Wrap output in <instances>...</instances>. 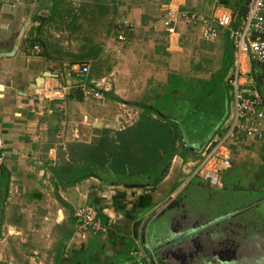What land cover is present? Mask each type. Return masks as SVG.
I'll return each mask as SVG.
<instances>
[{
    "label": "crops",
    "instance_id": "obj_1",
    "mask_svg": "<svg viewBox=\"0 0 264 264\" xmlns=\"http://www.w3.org/2000/svg\"><path fill=\"white\" fill-rule=\"evenodd\" d=\"M26 1L27 5H29V1L31 0ZM247 1L248 0H193V8L190 9H197L207 16H212L219 8H228L234 10L238 18ZM189 2V0H169L167 3L164 2L163 5L173 4L183 9L186 5H190ZM6 3L5 0H0V8L2 5L6 6ZM161 3L162 0L154 2L153 10L155 12L156 7L164 10ZM35 4L37 5L35 11L39 10L38 13L44 11L42 7L48 6L52 10L54 6L52 0H36ZM141 5L143 6V4L138 2V4L132 8L131 13L137 20L133 29L142 31V29L148 30L149 28H155L156 33L154 39L161 40L159 42L156 40L155 43L153 42L151 44V46H153V44L155 46V53L159 52V49L162 51L164 45L168 52L176 50L173 49L175 45L174 42L172 43V47H169V37L163 27L160 26V19H157L155 22L152 21L151 24L143 25L144 17H146L148 23H150V17L145 16V14H149L150 16L153 13H151V10L148 12L146 10L147 7L144 6L145 8H142ZM45 10L49 11L48 9ZM125 15V12L121 14L123 17H126ZM156 15L157 14L154 16L156 17ZM127 17L129 18L128 15ZM181 34L187 37L192 35V33H189L185 28L182 29ZM181 34L178 43L181 42ZM11 44L0 43V50H12L15 45L11 47ZM217 44L223 54L224 42L222 37L218 40ZM178 47L181 50L183 49L181 45ZM38 58L43 60L44 63H42L44 66L53 63L52 60H49L45 56L33 57L31 55H26L25 52H17L14 56L7 55L0 59V76H2L0 81V149L2 148V152L5 154V165L11 170L10 186H15L12 187V189H15L16 192L20 191L24 194L28 192L36 196L42 195L44 192L50 190L49 183L51 181L48 180L50 179V174L47 170V162L55 161L58 147V142H53L54 147L51 148L49 154H47L48 156L45 154L44 147L49 143V138L51 137L50 133L55 137H62L63 141L73 140L92 143L103 135L104 130H120L121 123L127 122L129 118L134 117L136 107L142 104L144 105V103L151 104L150 101H144L145 96L137 94V90H131L127 86L128 79H125V86L128 88L124 89L123 95L119 93V95L115 94L112 91L106 92L108 94L105 93V99L102 101L94 99V96L86 95L79 87L80 80L77 79L76 76L66 75L69 66L68 62H63L62 67L58 69L62 71V73H65V75L60 78V81L69 86L70 94L68 99L66 101L58 99L38 101L34 97L42 87L37 88L34 84L38 77L42 75L45 76V73L48 71L44 70L45 67L42 68V65H38L37 68L39 71L42 70L41 72L34 70L33 74L30 73L26 75L27 71L24 68L25 66H23L25 61L29 63L33 60V62H35L39 60ZM171 62L173 63V61ZM158 65V63L157 65L153 63L154 67H158ZM255 71L257 72L260 89L264 93V63L256 65ZM147 72L149 71L147 70ZM147 72L146 74L144 73V76H135V79L137 83L152 82V85L148 84V87H146L151 89L155 86L160 75L155 70L149 73ZM20 74L22 78L25 79L24 81L28 83L27 85H23L17 81L15 76ZM50 77H45V83ZM133 82H135V80H133ZM15 84L19 86L16 87ZM109 93L118 95V99L111 98V96H108ZM129 100L132 101L131 104ZM112 107L119 108L120 113L117 120L111 119L114 117ZM63 110H65V112H63ZM97 114H101V117H97ZM133 124L134 123H128V126ZM239 140V143L232 146V158L238 161L237 171L239 169L243 170L241 174H245L241 176L244 178H247L251 174V179L253 180L251 182V191H264V136L259 139L253 137L249 138L246 137L245 134H242ZM200 145L201 144L193 146V144L190 143L188 146L194 151V147ZM197 158L192 156L188 161H184L180 155L174 156L168 174L157 185L144 186L140 184L138 187H132L133 185L130 187L126 185L113 186L103 183L96 177H90L74 187L60 190V193L73 207L85 203L95 207L99 212L104 214L108 221V228L106 232L102 233L99 241L103 244L105 256H110L109 254H112L111 257L114 256V259L110 262L111 264L120 263L122 258L117 255L122 250H130V253L135 251L134 247H130L131 244L129 245L126 243L128 238L133 239V242L140 248L141 245L138 243V239L142 236L141 228L145 224L146 226L148 224L152 225L164 209L176 204L182 206L181 211L173 215L170 219V232L166 241L162 242L163 248L161 251L165 253L164 255L162 254L165 261L167 260L171 264H180L175 259L176 256L178 260L182 261V264H189L184 256L191 257L193 247L198 244L201 246V243L206 244L208 241L207 236L210 234L212 238H215L213 240L216 242H213L220 244L217 246L215 244L208 246L209 248L204 250L205 252L208 251L211 253V258H216L217 251L223 247L221 242L225 241L228 242L230 249L235 250L237 257L246 256L248 259L251 257V264H264V197L251 204V218H249L251 219V244L247 246L246 244H242V240H247V238L245 235L240 238V233L238 232L240 226L246 225L243 220L241 221L238 219L239 223L236 221V217L242 213H239V209H237L238 213H235L231 217L225 218L223 216L225 213H223L217 217L209 218L208 213L202 210L193 216L189 212V208L186 204L177 203L180 201L174 197V195L178 193L176 191H179L178 194H181L189 185L188 183L181 189L179 186H176L181 175L179 166L181 167L184 162L189 165ZM231 169L227 171L226 177L229 175ZM250 171L251 173H249ZM46 177L48 179H46ZM193 178L190 180L191 184L195 182L194 180L197 177L193 176ZM203 182H205L203 189L209 186L206 181ZM160 203H167V206H162L163 208L155 210V207L160 205ZM254 207H256V209H254ZM65 216V210L61 207L58 208L57 221L59 223L64 222ZM186 218H188L187 221L185 220ZM179 220H181V222H186L188 225L196 222V228L198 230L195 231V229L187 233L185 232L181 235L182 237L178 236L181 230L176 226V233V230L174 231L173 228ZM253 220H256V222ZM221 225L223 229L221 228L218 230V227ZM193 231L198 232V236L202 235V238L198 240L197 236L196 239H193L196 237V235L190 234ZM220 231H222L221 234L223 233L221 237ZM216 238L220 239L217 241ZM182 239L188 240L182 242L181 245H174L177 241ZM153 242L150 244H153ZM235 244H237L236 247L234 246ZM170 245H173V247H170ZM250 246L251 254L250 252L244 254L243 247ZM211 247H213V249H211ZM222 250L223 249H221V252ZM138 253L142 254V250L140 249ZM181 253L183 254V258L181 257L179 259L178 254L180 256ZM139 258L140 257L137 259L134 258V260H138ZM130 263L131 262H129V264Z\"/></svg>",
    "mask_w": 264,
    "mask_h": 264
},
{
    "label": "rangeland",
    "instance_id": "obj_2",
    "mask_svg": "<svg viewBox=\"0 0 264 264\" xmlns=\"http://www.w3.org/2000/svg\"><path fill=\"white\" fill-rule=\"evenodd\" d=\"M158 1L159 0H62L55 13L54 20L46 25L44 36L50 41L65 46L70 50L73 49L74 51L78 50L81 45L88 44L89 41L103 42L104 51L101 58L108 59L111 66V70L105 77L108 78L110 87L106 92L112 91L115 94L119 93L123 95L124 89L129 87L131 90H137V94L145 96L144 101H150L151 104L144 103V105L153 108L156 107V103L159 100L163 99L162 101H166V103L162 105L160 111L165 113L168 110L166 106L170 103L168 96L171 94L173 95V100H176L180 93L184 94L187 90L185 84H180L179 86L178 83H174L177 81V78L189 79L195 76L204 77L211 71L220 67L222 51L217 44L218 41L214 43L215 47L213 51L208 52L200 50L203 39L198 36L199 34L197 35V31H194L189 37L181 34V42H175L176 46L174 45L173 49L176 50L173 52L166 51L164 45L162 51L159 49V52L155 53L154 44L151 46V44L153 42L155 43L157 40L154 39L156 33L155 28H149L148 30L142 29V31L133 29L137 20L131 11L132 8L140 2L143 4V6L141 5L142 8L146 6V10L148 12L151 10V13H153L150 16L149 14H145V16L150 17V23L148 24H151L152 21L155 22L159 19L160 14H163V10L156 6V12L153 10L154 2ZM189 1L190 5H186L185 8H193V0ZM6 2L5 5L7 7L2 5L0 8V43H12V47V45L17 43L21 31L25 27V32L20 39L21 46L19 45L14 55H16L17 52H25L26 55H31L33 57L44 56L43 52L31 53L30 48L39 41L37 40L30 44L31 40L27 38V35L30 34L31 28L38 26L34 24L36 21H39L38 17L46 18L50 16L52 12L51 8L48 6L42 7L44 11L38 13L39 10L35 11V8H37L35 4L36 0L29 1V5H27L26 0H9ZM164 2L167 3L169 0H162L161 4L163 5ZM113 6H117V12L112 9ZM165 7L166 6L163 5L164 9ZM124 12L126 13V17L121 16ZM155 14H157L156 17L154 16ZM144 20H146L145 17L143 18V21ZM34 35H37L36 32H34ZM121 36H123V38H121ZM157 41L159 42L161 40ZM180 45L183 47L182 50L178 47ZM12 50H0V54L10 53ZM5 56L7 55H2L0 59ZM171 61H173V63ZM42 62L43 60L41 59L35 62L31 60L29 63L25 61L23 66H25L24 68L27 71L26 75L30 73L33 74L34 70L39 71L37 68L38 65H42V68L45 67L44 70L52 73L53 70L57 69L53 67L54 62L45 66L43 64L44 62ZM153 63L156 65L158 63V67H154ZM199 65L202 69L197 68ZM147 70L149 72L155 70L160 75L155 86L151 89L146 87H148V84L152 85V82L137 83L135 79V76H144ZM41 71L42 70L39 72ZM173 75L177 78L173 77ZM15 77L21 84H28L24 81L25 79L22 78L21 74ZM1 78L2 76H0V81ZM76 78L79 80L82 79V77L78 76H76ZM125 79H128V87L125 86ZM133 80H135V82H133ZM15 86L18 87L19 85L15 84ZM94 99L98 101L103 100L96 97H94ZM129 102L131 104L132 101L129 100ZM230 108V106H226L225 115L220 122H218L219 124L231 120L228 115ZM131 109L133 110L132 107ZM135 109L136 113L134 117L129 118L127 122L121 123L122 126L124 124V127H127L128 123H138L143 116L149 115L142 106H138ZM112 110L114 111V117L111 119L117 120L120 113L119 108L112 107ZM96 116L101 117V114H97ZM152 117L154 119L157 118L155 114H152ZM209 122L210 121L207 122V120L203 121L201 127H198L194 131L197 139L201 138L205 131L213 128L217 123L213 121V123L209 124ZM109 135L115 137L116 132L109 131ZM96 140H94L93 143ZM186 141L188 140L186 139ZM187 144L189 145L190 142H187ZM193 145L199 144L194 143ZM2 150L1 148V152ZM237 163L238 161L232 158V169L225 178L224 189L216 190L210 186L203 189L205 182L198 177L195 178L194 183L197 186L192 183L190 187H188V192L186 193V196H189V194L192 197L197 195L192 198V200L190 198L188 199V204L194 209L195 213L201 212L200 208L202 205L210 204L214 206L221 202L220 204H222L224 208L234 207L235 205V209L238 208L240 210L239 213L244 212L249 214L246 215V217L251 218V202L247 201L251 200V190L247 192L246 189H251V182L253 180L251 179V174L247 178L241 176L245 173L241 174L243 173L241 169L237 171ZM179 169L181 170V175L176 186H179L181 189L190 183V180L193 178V171L186 162H184L181 167L179 166ZM249 173H251V171ZM46 179L48 178L46 177ZM48 180L51 181V179ZM50 183L49 186L51 191H46L39 196L29 194L28 192L25 194L20 191L16 192L15 189H12V187L15 186H10V192L6 203V219L2 226L0 237V264H109L114 259V256L111 257L112 254H109L110 256H105L103 244L99 241L102 233L95 234L86 232V234L81 235L77 233V229L74 231L72 237L65 243L62 260L56 261V246L58 244L55 236H58V226L61 225V222L59 223L57 221L58 208H60V206L54 195L55 185L52 181ZM138 185H140V183H136L135 186H132V184L126 186L138 187ZM176 192L179 193V191ZM178 193L174 195V197L180 201L177 203L187 204L185 193ZM197 204H199V206H196ZM162 206H167V203H160V205L155 207V210L163 208ZM180 211V205H172L163 210L157 220L154 221L153 225L148 224L146 226L145 224L141 228L142 236L138 239V243L144 245L149 251L153 250L157 255L159 264L163 263L165 259L163 256L165 253L161 251L163 244L160 243L153 248L148 242L152 243L155 241L158 234L164 236L168 230L167 226L169 225L171 217ZM235 213H238V210L225 213L223 216L227 218L233 216ZM71 215L77 220L75 209L71 212ZM67 216L66 214L64 220L67 219ZM242 218H240V220ZM249 218L243 221L246 225L240 226L238 230L240 238L243 235L247 238V240H242V244H246V246L251 244V219ZM236 221L239 223L238 219H236ZM253 221L256 222V220ZM56 229L58 231H56ZM220 229L221 228L218 230ZM243 252L244 254H248V252L251 254V246L243 247ZM136 254L134 252L131 256L137 259L142 255ZM175 259L182 264V261L178 260L176 256ZM240 263L251 264V257L248 259V257L244 256L242 259L240 258V260L235 262V264ZM115 264H129V262ZM153 264L156 263L153 262ZM167 264H169L168 261Z\"/></svg>",
    "mask_w": 264,
    "mask_h": 264
},
{
    "label": "trees",
    "instance_id": "obj_3",
    "mask_svg": "<svg viewBox=\"0 0 264 264\" xmlns=\"http://www.w3.org/2000/svg\"><path fill=\"white\" fill-rule=\"evenodd\" d=\"M52 1L54 2V6L50 16L46 18L38 17L40 24L30 29V34L27 35V38L31 40H29L30 44L37 40L42 44L43 55L54 62L53 67L57 68L55 70L60 69L63 62H68L69 64L90 62L91 71L88 75L89 82L97 81L107 76L111 70V66L108 59L101 58L104 51L103 42L89 41L88 44H83L78 50L74 51L73 49L70 50L65 46L54 43L44 36L46 25L54 20L55 13L61 4L60 0ZM112 9L115 12L118 11L117 6H113ZM244 13L245 9L242 8L240 16H243ZM145 19L143 25L148 24V19L146 17ZM186 29L189 33L197 31L193 27H188ZM34 32H36L37 35H34ZM222 39L224 42V49L219 68L211 71L204 77L195 76L186 79L177 78L173 75V77L177 78V81L174 83H178L179 86L180 84H185L187 90L184 94L180 93L176 100H173V95L170 94L168 96L170 103L166 106L168 110L165 113L160 111L162 105L166 103V101H162L163 99L159 100L154 108L140 105L149 115L143 116L138 123L123 130L115 131V137L109 135V130H104L103 135L94 143L73 140L63 141L62 137H55L50 133L51 137L49 138V143L44 147L45 154H49L51 148L54 147L53 142H58V147L55 161L47 162V170L50 174L51 181L55 185L54 195L56 200L68 215L67 219L58 226L59 231L56 229L59 233L58 236H55L58 244L56 246V261L62 260L65 243L72 237L74 231L77 229V220L71 215L74 207L62 197L60 190L74 187L90 177H96L103 183L113 186L129 184L135 186L136 183L143 184L144 186L157 185L168 174L171 160L174 156L180 155L184 161H188L192 156L195 158L199 156L195 150L193 151V149L190 148L191 145L190 147L188 146L187 142L191 144H202L219 125L218 122H220L225 115L226 106L231 107L228 115L230 117L229 119L232 118L233 103L225 78L234 62L235 55L229 33L225 32L222 35ZM214 43L216 42L209 43L203 40L200 45V50L208 52L213 51L215 47ZM197 68L202 69L200 65ZM108 96L118 99V95L114 93H109ZM152 114H155L157 118L154 119ZM205 120H207V122L210 121L209 124L213 123V121L218 124L216 123L213 128L205 131L203 136L197 139L194 131L198 127H201L202 122ZM186 139L188 141H186ZM10 184L11 170L4 163L0 169V237L2 226L6 219V203L10 192ZM190 185L191 183H189L188 187H190ZM188 187H185L186 189L183 190L185 196L187 195ZM248 190L251 189H246L247 192ZM194 197L190 194L186 196V206L193 216L197 213L189 206L188 199L190 198L192 200ZM263 197L264 191H251V200L247 201L252 204ZM220 203L221 202L214 206L210 204L202 205L200 210L208 213L209 218H214L220 214L236 211L238 209H235V205L234 207L224 208ZM196 206H199V204ZM254 209H256V207H254ZM98 215L103 223L107 225L108 221L104 214L98 211ZM246 215L249 214L243 212L238 215L236 219L243 217L241 220L244 221L249 218L246 217ZM170 222L169 224H171ZM167 228L168 230L164 236L158 234L153 244L149 242V245L153 247V245L156 246L157 244L165 242L170 232V225H168ZM219 228L223 229V226L221 225L218 229ZM221 232L222 231H220V237L223 235ZM207 239L208 241L206 244H209L211 243L210 239L213 240L215 238H212L211 235ZM216 239L218 241L220 238ZM126 243L129 245L131 244L130 247H134L137 254H139L138 251L141 248L137 247L133 239L128 238ZM142 247L146 253L150 252L144 245H142ZM117 256L122 258L120 263L131 262L130 264H150L147 258L142 255L139 256L140 258L138 260H134L130 250H122ZM205 259H211L210 252H202V263ZM168 263L171 264L170 262ZM161 264H167V261L163 260Z\"/></svg>",
    "mask_w": 264,
    "mask_h": 264
},
{
    "label": "built area",
    "instance_id": "obj_4",
    "mask_svg": "<svg viewBox=\"0 0 264 264\" xmlns=\"http://www.w3.org/2000/svg\"><path fill=\"white\" fill-rule=\"evenodd\" d=\"M243 8L244 15L237 18L234 10L228 8H219L214 15L207 16L197 9H181L168 4L159 18L160 26L169 37V47H172L173 42H178L180 30L185 27L195 28L199 37L208 42H217L228 32L233 44L234 62L225 78L233 103L232 118L229 122L219 124L200 146L194 147L199 156L189 164L193 176L215 189L224 188L226 173L233 165L232 146L240 142V136L245 134L246 137L259 139L264 136V93L255 71L256 65L264 63V0H248ZM34 24L39 25L40 21ZM30 51L32 54L41 53L43 46L38 42ZM90 71V62L73 63L69 64L66 75L82 77L79 87L83 93L105 99V92L110 89L108 78L89 82ZM63 75L65 73L60 70L53 71L34 98L38 101H66L70 91L69 86L60 81ZM123 128L124 125H120L119 129ZM4 163L5 155L0 149V169ZM74 209L77 233L99 234L107 231L108 226L103 223L95 207L80 204ZM140 247L142 256L150 264H159L153 250L146 253L142 244Z\"/></svg>",
    "mask_w": 264,
    "mask_h": 264
},
{
    "label": "flooded vegetation",
    "instance_id": "obj_5",
    "mask_svg": "<svg viewBox=\"0 0 264 264\" xmlns=\"http://www.w3.org/2000/svg\"><path fill=\"white\" fill-rule=\"evenodd\" d=\"M186 221L188 220V218L185 219ZM176 226H178V228L181 230L179 233H178V236L182 237L181 236V233H187L188 231H192L193 228L196 229V231L198 230L196 228V222L193 223V224H186V222H181V220L178 221V223L174 226L173 230L175 231L176 230ZM174 233V232H173ZM172 233V234H173ZM176 233H177V230H176ZM212 233V232H211ZM190 234H193V235H196L195 238L193 239H196L197 236H198V232H195L193 231L192 233ZM213 234V233H212ZM211 236V235H210ZM209 235L207 236L210 237ZM179 237V238H180ZM200 238H202V235L198 236V240H200ZM178 240V239H177ZM211 243H209L208 245L204 244V243H201V246L198 244L197 246L193 247L192 249V254H191V257L188 256V257H185L186 258V261L187 263L189 264H235V262L237 260H240V258L242 259L243 257H237L236 256V253H235V250H232L230 249V246L228 244V242H225V241H222L221 242V245L223 246H220L222 248L219 249V251H217V256L216 258H211V259H205L204 262L202 263L201 261V255H202V252H205L204 250L208 249L209 247L208 246H212V245H220L219 243H214L213 241L214 240H211ZM202 242V241H201ZM182 244V243H181ZM180 244V245H181ZM235 247L237 246V244L234 245ZM239 246V245H238ZM211 249H213V247H211ZM221 249L222 252H221Z\"/></svg>",
    "mask_w": 264,
    "mask_h": 264
},
{
    "label": "water",
    "instance_id": "obj_6",
    "mask_svg": "<svg viewBox=\"0 0 264 264\" xmlns=\"http://www.w3.org/2000/svg\"><path fill=\"white\" fill-rule=\"evenodd\" d=\"M26 25H27V23H26ZM24 32H25V27L22 29L21 34L19 35V39H18L17 43L15 44L13 50H12L10 53H5V54L2 53V54H0V57H1L2 55H9V56H11V55H14V54L16 53V51L18 50L19 45H20V39L22 38ZM52 75H53L52 72H46V73H45V76H49V77H50V76H52ZM45 76L38 77V78L36 79V83L34 84V86L37 87V88L43 87V85L45 84V80H46ZM192 230H195V228H193ZM181 235H183V233H182ZM177 238H178V237H177ZM187 240H188V239H182V240H179V241H177V243L174 244V245H179V244H181L182 242L187 241ZM172 241H173V240H172ZM170 247H173V245H170ZM170 247H169V248H170ZM181 257L183 258V254L181 253L180 256H179V254H178V258L180 259Z\"/></svg>",
    "mask_w": 264,
    "mask_h": 264
}]
</instances>
